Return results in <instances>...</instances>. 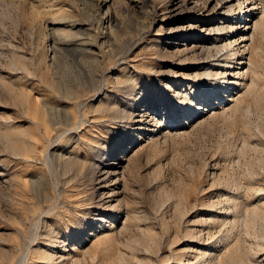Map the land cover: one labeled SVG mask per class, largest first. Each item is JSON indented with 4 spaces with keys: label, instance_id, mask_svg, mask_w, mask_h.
Returning <instances> with one entry per match:
<instances>
[{
    "label": "rangeland",
    "instance_id": "obj_1",
    "mask_svg": "<svg viewBox=\"0 0 264 264\" xmlns=\"http://www.w3.org/2000/svg\"><path fill=\"white\" fill-rule=\"evenodd\" d=\"M243 1L0 0V264H264V0Z\"/></svg>",
    "mask_w": 264,
    "mask_h": 264
},
{
    "label": "bare ground",
    "instance_id": "obj_2",
    "mask_svg": "<svg viewBox=\"0 0 264 264\" xmlns=\"http://www.w3.org/2000/svg\"><path fill=\"white\" fill-rule=\"evenodd\" d=\"M245 1V0H244ZM243 1V2H244ZM250 1V3L252 4V2H253V0H246V2H249ZM228 4L229 2H225L224 4ZM245 3V2H244ZM220 4H221V2H220ZM254 4V3H253ZM219 4L218 3H216L215 5H214V10L213 11H216L215 9L217 8V6H218ZM232 5V4H231ZM255 6V5H254ZM218 8H219V6H218ZM221 9L223 8V4H221V7H220ZM221 9H218L215 13L217 14L218 12L220 13L222 10ZM254 10H256V9H254V8H252L251 10H247L246 12H244L243 13V15H239L238 17H236L235 18V20H236V22H235V25H232V26H230V29L228 30L229 31V33L231 32L232 34L230 35V38L228 39V45H230V47L231 48H233V43H234V45H236V42L237 41H242V42H245V41H247V39H249V38H252L253 37V34H254V32H255V30L257 29V28H260V26H262L263 25V21H262V18H261V21H255L254 23H253V25L252 24H250L252 21H253V19L257 16V12H254ZM249 12V13H248ZM250 17V18H249ZM260 19V18H259ZM221 20V19H220ZM244 24V26L243 27H246L245 28V32H244V35H239L238 34V32L240 31V30H238V28L240 27V29L242 28V25ZM209 25H211V26H213L215 29H219V27L220 26H222V21H219V20H217L216 22H214V21H211L210 23H209ZM215 25V26H214ZM224 26V25H223ZM264 26V25H263ZM225 27V26H224ZM213 28V29H214ZM227 30V29H226ZM252 30V35H251V37H248V33L250 32ZM219 31V30H218ZM228 33V32H227ZM239 39V40H238ZM233 50H234V48H233ZM240 50V48L238 47V48H236L233 52V56H237L238 55V53L240 52L239 51ZM233 61V60H232ZM243 61V60H242ZM221 64V63H220ZM237 64V63H236ZM239 64L241 65V62H239ZM250 65V64H249ZM232 67V66H231ZM259 67V66H258ZM242 68V67H241ZM248 69V68H247ZM246 69V70H247ZM252 69V68H251ZM250 69V70H251ZM258 69V68H257ZM259 70V69H258ZM252 71V70H251ZM250 71V72H251ZM256 72V71H255ZM230 73V72H229ZM210 74V73H209ZM212 74V73H211ZM253 74H254V72H253ZM218 75V74H217ZM223 75V74H222ZM230 75V74H229ZM237 75V74H236ZM246 75V74H245ZM210 76V75H209ZM224 76H226V75H224ZM242 76V75H241ZM257 76V75H256ZM212 77V76H211ZM247 77V76H246ZM224 79H226V78H224ZM259 80V79H258ZM246 81V80H245ZM235 82V81H234ZM233 82V83H234ZM256 85V84H255ZM252 87V86H251ZM254 87V86H253ZM252 87V88H253ZM248 88V87H247ZM251 88V89H252ZM237 106V105H236ZM232 108V107H231ZM50 109V111H47V123H50V124H52V123H54L55 121H57V123L59 122V123H64L65 125H68L69 123H70V121L72 120V119H76V116H74V117H72L70 114H68L66 111H62V110H60L61 108H55V107H52V108H49ZM78 121V120H77ZM48 154H50V153H48ZM256 218H257V213H256ZM249 220H251V219H249ZM253 220V219H252ZM248 223V222H247ZM249 224V223H248ZM250 224H251V222H250ZM247 226H249V225H247ZM248 229V228H247ZM28 253V252H27ZM27 255V254H26ZM26 257V256H25ZM27 260V259H26ZM23 262V261H22ZM255 264V263H254Z\"/></svg>",
    "mask_w": 264,
    "mask_h": 264
}]
</instances>
